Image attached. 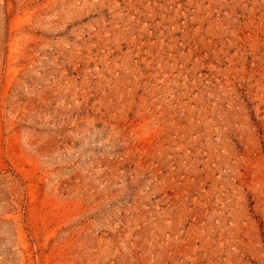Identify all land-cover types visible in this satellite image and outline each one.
Instances as JSON below:
<instances>
[{"label":"rangeland","instance_id":"374dc122","mask_svg":"<svg viewBox=\"0 0 264 264\" xmlns=\"http://www.w3.org/2000/svg\"><path fill=\"white\" fill-rule=\"evenodd\" d=\"M0 264H264V0H0Z\"/></svg>","mask_w":264,"mask_h":264}]
</instances>
